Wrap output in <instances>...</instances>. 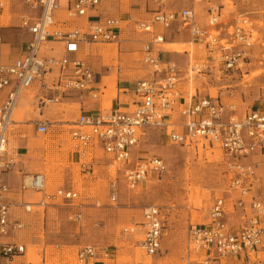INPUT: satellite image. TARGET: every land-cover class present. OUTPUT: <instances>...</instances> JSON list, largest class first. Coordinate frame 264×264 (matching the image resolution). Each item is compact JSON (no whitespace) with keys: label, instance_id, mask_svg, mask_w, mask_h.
<instances>
[{"label":"built area","instance_id":"1","mask_svg":"<svg viewBox=\"0 0 264 264\" xmlns=\"http://www.w3.org/2000/svg\"><path fill=\"white\" fill-rule=\"evenodd\" d=\"M169 1L173 0H154L157 7L150 15L133 21L136 32L151 35L141 49L143 61L154 66L151 77L134 83L131 101L116 96L114 105L103 110L85 107L87 101L99 100L101 76L81 52L89 43L117 42L121 18L101 15V0H0V13L7 10L10 19L17 17L18 27L28 35L17 46L0 36L1 237H11L25 227V221L13 215L17 203L26 213L33 205H74L80 196L65 185L47 190L46 178L39 172L25 175L17 187L8 180L17 163L7 148L13 113L21 96L36 87L31 103L39 110L56 102L79 104L69 130L76 157L92 161L96 153H102L130 188L167 170L161 157L141 146L150 131H161L170 143L211 145L222 151L228 189L238 194L232 207L239 211V221L230 223L225 198H215L208 221L189 226L185 264H223L237 257L251 261L264 246V186L257 175L258 158L264 156V108H249L240 115L234 104L224 103L219 96L197 88L193 93L181 90L178 72L160 58L157 48L164 42L165 31L187 25L191 42L205 55L202 63L190 65V72L204 74L216 66L219 72L241 73L255 41L252 20L241 15L222 22L221 10L212 0H184L179 6ZM195 3L206 5L203 26L197 24ZM59 12L67 19L58 18ZM128 101L133 108H123ZM31 124L36 133L49 130L47 119L34 118ZM25 191L40 193V199L22 201ZM16 195L21 201H15ZM117 198L115 179L109 182V199ZM81 216L78 210L69 219L78 221ZM142 217L135 226L142 234L140 246L154 255L161 248L163 214L151 205ZM25 250V244L15 240L0 242V255L7 264ZM109 255L106 247L86 244L76 252L75 264L102 262Z\"/></svg>","mask_w":264,"mask_h":264},{"label":"rangeland","instance_id":"2","mask_svg":"<svg viewBox=\"0 0 264 264\" xmlns=\"http://www.w3.org/2000/svg\"><path fill=\"white\" fill-rule=\"evenodd\" d=\"M183 2L173 0L169 4L179 6ZM212 2L219 6L222 22L228 23L241 15L252 20L255 41L251 59L241 73L219 72L216 66L205 70L204 74L190 72V65L202 63L205 55L191 42L187 25L164 32V42L157 46L159 56L178 72L180 88L187 93L197 88L202 93L219 96L224 103L234 104L240 115L249 108H264V0ZM156 7L154 0H101L100 14L121 18V32L117 42L89 43L83 47L81 55L101 76L102 92L98 101H87L86 108L98 107L97 102L102 108H109L111 103L104 101L109 93L110 102L116 93L122 101H131L134 83L151 77L154 66L143 61L141 51L151 35L136 32L133 21L145 19ZM194 8L197 24L203 26L206 5L195 3ZM10 15L7 10L0 13V36L17 46L26 41L28 35L18 27V18L10 19ZM58 18L67 19L63 12H59ZM165 42L176 43L166 48ZM124 80L131 81L132 88L123 95ZM36 91L35 87L22 95L13 113L7 148L16 156L17 163L8 175L11 176L9 182L17 187L25 175L39 172L46 178L47 190L65 185L76 189L80 196L74 205H33L26 213L21 205H14L13 215L22 218L25 227L11 237L0 236V242L15 240L24 243L26 250L25 254L15 256L10 264H75L76 252L86 244L106 247L110 253L102 262L89 261L88 264H147L148 256L149 264H185L189 226L209 219L215 198H225L230 223L239 221V211L232 207L238 194L228 189L224 156L218 147L174 144L161 131H150L141 146L148 153L161 157L167 170L159 177L147 178L130 188L119 174L116 176L115 167L109 166L110 161L102 153H96L92 161L76 157L69 130L79 104L56 102L39 110L31 103ZM130 101L123 108H133ZM22 105L24 108L20 110ZM34 118L47 119L49 130L46 134L33 130L31 121ZM258 161L257 175L264 186V156ZM115 179L118 198L111 201L109 182ZM40 196L38 192L25 191L20 198L36 203ZM20 198L14 196L15 201H21ZM149 205L159 207L163 214L161 248L151 256L140 246L142 236L135 227L141 221L142 209ZM78 210L81 219H69V215ZM223 264H264V246L251 261L237 257L228 258Z\"/></svg>","mask_w":264,"mask_h":264},{"label":"crops","instance_id":"3","mask_svg":"<svg viewBox=\"0 0 264 264\" xmlns=\"http://www.w3.org/2000/svg\"><path fill=\"white\" fill-rule=\"evenodd\" d=\"M170 43H172V44H170ZM173 43L174 42H165L164 43V45L166 46V48H169V46H171V45H173ZM176 43V42H175ZM107 78H110V77H107ZM132 82L131 81H127V80H124L123 81V86H122V88L123 89H127L128 91L130 90L129 88L131 87L132 88V86L130 85ZM133 89V88H132ZM114 93H115V91H114ZM114 93H112V94H114ZM115 96H119L120 97V94L119 93H116L115 95H114V98L112 99V101L110 102V98H111V93H109V95H106V97H105V99H104V101H105V103H111V106L112 105H114V103H115ZM97 106L98 107H95V108H101V109H103V110H109L110 109V107L109 108H102L101 107V105L99 104V102H97ZM22 108H24V106L22 105L21 106V108H20V110L22 109ZM19 115V114H18ZM17 115V117H19ZM15 121H18V120H15ZM13 154V153H12ZM11 176H9L8 177V180H9V178H10ZM239 216V215H238ZM22 254H25V251L22 253ZM22 254H19V255H22ZM28 254H30V252H28ZM18 256V255H17ZM0 257H1V255H0ZM3 258L1 257L0 258V264H4V262H3ZM6 263V262H5ZM7 264V263H6Z\"/></svg>","mask_w":264,"mask_h":264},{"label":"bare ground","instance_id":"4","mask_svg":"<svg viewBox=\"0 0 264 264\" xmlns=\"http://www.w3.org/2000/svg\"><path fill=\"white\" fill-rule=\"evenodd\" d=\"M170 44H172V43H170ZM173 44H175V42L173 43ZM106 157V156H105ZM107 158V157H106ZM45 182H46V180H45ZM149 206H151V205H149ZM148 207V206H147ZM146 207H144L143 209H142V213H143V210L145 209ZM160 209V208H159ZM142 213H141V220L143 221V217H142ZM208 221V220H207ZM206 221V222H207ZM139 230V229H138ZM141 234V233H140ZM141 236H142V234H141ZM143 238H141L140 239V244H141V240H142ZM143 249V248H142ZM148 255V254H147ZM151 256V255H150ZM149 259H150V257L148 256V258H147V261H146V263L147 264H149ZM5 261V260H4Z\"/></svg>","mask_w":264,"mask_h":264}]
</instances>
